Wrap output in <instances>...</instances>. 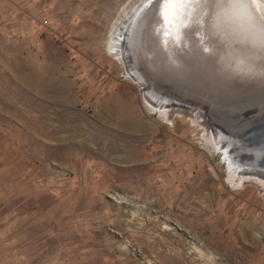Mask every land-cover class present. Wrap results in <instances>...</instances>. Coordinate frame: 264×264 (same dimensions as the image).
Here are the masks:
<instances>
[{
  "label": "rangeland",
  "instance_id": "374dc122",
  "mask_svg": "<svg viewBox=\"0 0 264 264\" xmlns=\"http://www.w3.org/2000/svg\"><path fill=\"white\" fill-rule=\"evenodd\" d=\"M130 1L0 0V264H264L258 185L111 52Z\"/></svg>",
  "mask_w": 264,
  "mask_h": 264
},
{
  "label": "water",
  "instance_id": "95a60500",
  "mask_svg": "<svg viewBox=\"0 0 264 264\" xmlns=\"http://www.w3.org/2000/svg\"><path fill=\"white\" fill-rule=\"evenodd\" d=\"M203 31L207 34V26ZM194 32L195 28L189 30L186 47L169 48L167 52L156 48L154 41L147 36L145 45L142 44L144 36L139 44L141 50L136 54L128 47L127 38L130 33L126 32L121 38L123 47L119 49L126 62L125 69L136 78L144 91V97L154 104L199 111L206 115L209 124L215 125V130L224 134L228 133L226 124L216 119L212 120L213 114L221 120L234 118L231 124H239L245 128L241 135L242 142L246 143L250 150L242 151L238 146H231V150H237L232 156L247 168L246 163H249L250 167H259L258 169L264 171V81L258 77H231L222 81L214 72L220 69L215 59L197 54L198 38ZM208 38L215 42L214 37L209 35ZM168 56L178 59L182 67L169 71L166 68ZM206 60L212 63L214 71L204 64ZM134 72L142 77H136ZM154 95H157V99L153 98ZM224 144H227L225 138L222 145Z\"/></svg>",
  "mask_w": 264,
  "mask_h": 264
},
{
  "label": "snow or ice",
  "instance_id": "6c2138e0",
  "mask_svg": "<svg viewBox=\"0 0 264 264\" xmlns=\"http://www.w3.org/2000/svg\"><path fill=\"white\" fill-rule=\"evenodd\" d=\"M136 17L129 48L139 47L144 36L165 52L184 48L189 30L195 28L198 55L214 58L220 71L233 77L264 81V0H146ZM181 67L173 56L167 57L169 71Z\"/></svg>",
  "mask_w": 264,
  "mask_h": 264
},
{
  "label": "bare ground",
  "instance_id": "6f19581e",
  "mask_svg": "<svg viewBox=\"0 0 264 264\" xmlns=\"http://www.w3.org/2000/svg\"><path fill=\"white\" fill-rule=\"evenodd\" d=\"M133 3L129 6L127 5L123 11L122 14L120 15L119 19L114 23L113 28H112V32L110 35V43H109V48L111 49V52L114 53V55H119L121 57V60L123 62L124 65H126V62L123 58L122 53L119 51V49H121L123 47V42L121 41V37L122 35H125L126 32H129L130 35L133 31V26L136 22V13L144 6V4L146 3V0H132ZM145 1V3H143ZM143 3V4H142ZM141 5V6H140ZM140 6L136 13H134L137 9V7ZM135 14L134 16H132V14ZM132 16V17H131ZM132 24V26L130 27V25ZM129 36V35H128ZM145 45L146 43V36L145 39L142 41ZM143 47V46H142ZM131 50L132 53L136 54L137 52H139L140 49V45L137 48H129ZM143 50V49H142ZM146 52V50H145ZM176 59V58H175ZM178 61V59H176ZM204 64H206L207 66L210 67V70H213V66L212 63L209 60L204 61ZM257 64H259V61H257ZM128 71V76L131 80L136 81V78L132 75H130L129 70ZM215 74H218L219 78L223 80H226V78H242V77H233L231 76L229 73L227 72H221L220 69H217L214 71ZM213 72V73H214ZM136 77H142L140 74H138L137 72H134ZM223 78H222V77ZM244 78V77H243ZM155 99H157V95L154 97ZM144 102L147 105V109L149 110H156V112L159 113L160 116H164L166 117L167 121L172 122V117H171V113L173 112H177L179 114H181V111H179V109L177 108H168L165 105H161V104H154L152 103L150 100H148L147 98L144 97ZM213 114V113H212ZM190 121L192 122H196L198 123L199 126L203 127V129L205 130L204 132V136L206 137V139L208 141H210V143H212L213 145L216 146V152H218V154H220L221 158H222V162L227 163V170L229 173V182H231L233 184L234 187L236 186H241L244 185L246 183H253V184H257L261 193H263L264 195V171H261L258 168H252L250 167L249 163H246L248 168L246 166H244V164L240 163L238 161V159H235V157L232 156V154H236L237 150L236 149H230L231 146H238V149L241 148V150L243 149H248L250 150V148H248V145L244 142H242L243 138L241 135H243V128L242 125H234L231 124L232 121L234 120V118H225V119H218L216 117V115L213 114V118L212 120H219L220 122H222L224 125L226 124V128L228 129V133L224 134L221 131H217V130H213L210 129L208 126L202 122L200 123V116L198 114V112H194L192 114L186 115ZM225 120V121H223ZM245 129V128H244ZM224 138L226 139L227 144H224ZM240 146V147H239ZM242 150V151H243ZM257 167V166H256ZM245 168V169H244ZM241 169H244L241 171ZM167 226H165L166 228Z\"/></svg>",
  "mask_w": 264,
  "mask_h": 264
}]
</instances>
